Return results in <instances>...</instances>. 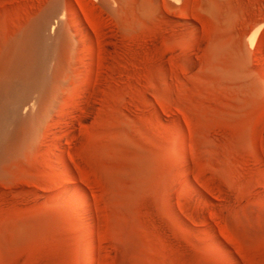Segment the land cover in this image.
<instances>
[{
  "label": "rangeland",
  "instance_id": "1",
  "mask_svg": "<svg viewBox=\"0 0 264 264\" xmlns=\"http://www.w3.org/2000/svg\"><path fill=\"white\" fill-rule=\"evenodd\" d=\"M53 1L0 0V113L35 133L0 158V264H264V0H56L39 99L12 48Z\"/></svg>",
  "mask_w": 264,
  "mask_h": 264
},
{
  "label": "bare ground",
  "instance_id": "2",
  "mask_svg": "<svg viewBox=\"0 0 264 264\" xmlns=\"http://www.w3.org/2000/svg\"><path fill=\"white\" fill-rule=\"evenodd\" d=\"M58 7H59L58 1H56V0L53 1L45 9L44 13L40 17L35 19L25 29V31L21 34V36L18 37V40L16 39V41H15L16 43H14V46L12 48V55L13 56H19L21 58V60H23L26 64L30 65V69H31L30 73L32 75V78L35 79L34 82L36 83V86H37V88L35 86V92H37L39 94V99H42L46 95H49L50 88L48 85V81L50 83V79L52 78L51 76L54 77V75H55L54 72H56L57 65H58V63L60 64L59 61L61 58L60 56H61V51H62V49H61L62 43L59 42L56 45H47V38H46L47 31H49V29H51L52 32H54V31H57L60 27L61 22H59V20L58 21L56 20V19H58L57 16L60 15ZM73 9H74V6H73ZM71 12H72L71 17H73V21H74V27H76V29H78L79 34H76L78 31L76 33H74L73 26L69 25V23H67V21H66L65 24L67 25V37L65 40L66 41L71 40L72 42H74L77 40V36L79 35L80 37L81 36L84 37L83 41H85V40L88 41L89 38H88L87 30L82 26V24L80 23V20L78 19L77 15L73 12V10ZM59 18H60V20L63 19L64 18L63 14H61V16ZM53 19L55 20V24L51 23L53 21ZM263 28L264 27H262V29ZM253 32L254 33L250 36V45H253L256 43V39H257L256 35L258 34V29H256L255 31L253 30ZM260 32H261V30H260ZM262 43H260V44H262ZM48 44H49V42H48ZM53 44H55V42ZM257 46H258V49H260V46L258 43H257ZM254 47H255V45H254ZM262 51L263 50H261V52ZM257 52H260V51L258 50ZM260 53H259V55H260ZM261 54H263V53H261ZM11 69L12 68L8 69L5 72L4 76L0 77V88L7 84L9 87H11V90H13L15 88V86L18 87L20 85V82L23 81V77H24L23 75L24 74L22 76H20L19 79L14 78L12 76L13 70H11ZM14 69H15V67H14ZM48 75H51V76H48ZM17 83H19V85ZM22 86L20 85V87H22ZM18 89H21V88H18ZM10 93H12V97H13V91L8 92V96L10 95ZM139 95H141V94H139ZM137 97H138V94H137ZM146 100H147V97H146ZM18 104H20V103H18ZM35 104L37 105L38 103L36 102ZM14 105L15 104L8 107V114L9 115L6 116V118L3 117L5 115L2 116V114L0 113V158L3 156L6 157V154H4V151L6 150V147L9 145V143L11 145L12 143L15 144L16 142H19L23 145H27L28 143L33 141L35 138V133L30 131V130L23 132V134H24L23 140L21 139V136H18L15 134L16 131L14 133L8 131L7 121L12 119L13 118L12 116L17 114V112H18V109ZM144 105L145 104H143V107H144ZM39 107H40V105H39ZM149 108H151V107H149ZM37 109H39V108H37ZM36 114L37 115H36V118L34 121H38V119H39L38 117H40V114H42L41 109H39V112H37ZM7 117H9V120ZM10 122H11V120H10ZM28 128L30 129V127H28ZM17 134H18V132H17ZM60 160H61L62 166L65 167V170H67V172L69 174H73V171H72L71 167L68 165L65 157L61 155Z\"/></svg>",
  "mask_w": 264,
  "mask_h": 264
}]
</instances>
